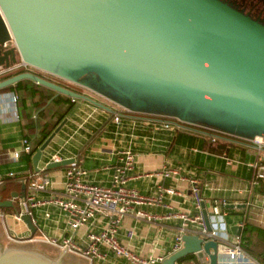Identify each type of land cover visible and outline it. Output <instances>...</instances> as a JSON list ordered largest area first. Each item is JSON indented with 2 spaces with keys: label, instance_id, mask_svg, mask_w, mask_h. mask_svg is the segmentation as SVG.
<instances>
[{
  "label": "water",
  "instance_id": "water-1",
  "mask_svg": "<svg viewBox=\"0 0 264 264\" xmlns=\"http://www.w3.org/2000/svg\"><path fill=\"white\" fill-rule=\"evenodd\" d=\"M19 61L132 114L191 124L186 119L191 113L202 120L192 125L264 142V26L220 0H0V75ZM23 80L105 109L30 72L0 81V91ZM154 102L179 109L181 116L154 111ZM64 123L31 155L34 173ZM73 162L49 163L45 170ZM24 190L20 183L18 192L0 200V209L11 210ZM21 221L32 234L29 217ZM229 232L240 237V226ZM181 241V248L159 264L188 255L198 264H216L215 242L195 236ZM65 256L59 252L50 259L0 244V264H72L63 262Z\"/></svg>",
  "mask_w": 264,
  "mask_h": 264
},
{
  "label": "crops",
  "instance_id": "crops-1",
  "mask_svg": "<svg viewBox=\"0 0 264 264\" xmlns=\"http://www.w3.org/2000/svg\"><path fill=\"white\" fill-rule=\"evenodd\" d=\"M29 72L81 94L105 109L85 101H65L63 98L58 99V103L52 104L58 95L52 91L46 92V90L35 88L32 89V95L25 98L15 92L0 93V179L9 178L7 174L23 175L27 178L34 173L30 162L32 154L22 153L21 141L26 136L31 145L35 144L43 130V124L49 126L65 111L60 119V122L65 120V123L48 144L45 156L40 158L39 166L49 155L56 153L62 160L74 159L85 172L84 181L106 186L112 168L117 164L115 154L130 150L134 155V166L128 173V188L146 196H154L157 185L172 189L174 192L173 195H164L160 203L134 208L143 214L153 216L154 219L151 221L144 218L136 219L131 215L125 216L116 236L121 245L144 257L152 255L165 258L169 255L178 222L165 220L163 217L190 209L188 193L190 179L199 182L205 210H208L212 200L220 199L226 202L222 210L228 231L230 227L240 226L241 236L244 225L264 231V180L259 181L254 188L250 187L256 172V168L252 165H264V158L256 151L252 143L213 133L192 124L182 122L174 124L165 118L121 112L114 105L83 88L34 70ZM9 93L18 97L14 107L7 100L6 94ZM45 98H49L45 103V106H49L47 110L49 117L45 115L36 117L34 104ZM113 114H118L117 121L112 120ZM164 122H169L166 129L160 128ZM211 136H214L213 143L209 141ZM13 154H18L16 160H13ZM26 156L28 161L25 159ZM225 159L230 161L228 165ZM66 167L47 171L52 186L48 191L40 193L39 197L59 194L62 174ZM163 167L177 172L182 180L162 179L156 176L155 174ZM26 178L20 179L19 183L24 182L22 180ZM15 191L19 190L12 192ZM228 205L233 207L229 209L226 207ZM241 205L244 207H235ZM45 212L48 213V217H44ZM31 216L34 220L32 234L26 227L15 228L14 223L13 228L19 232L20 238H39L43 235L49 239L59 240L71 236L66 230L64 215L55 208L32 209ZM104 223L105 220L102 217L96 216L92 226L79 228L72 235V240L81 245L80 240L85 232L89 230L96 232ZM127 230H132L134 233L131 240L125 237ZM0 237L4 239L1 229ZM248 237V248L251 250L249 255L258 264H264V241L254 233ZM8 244L13 245V248L32 247L35 251H38L39 246L50 247L33 242ZM101 251L104 252V249ZM92 264L125 263L112 254L106 253L104 260H94Z\"/></svg>",
  "mask_w": 264,
  "mask_h": 264
},
{
  "label": "built area",
  "instance_id": "built-area-1",
  "mask_svg": "<svg viewBox=\"0 0 264 264\" xmlns=\"http://www.w3.org/2000/svg\"><path fill=\"white\" fill-rule=\"evenodd\" d=\"M15 70H23L24 72L34 70L52 78H57L34 69L21 61L11 66L6 72ZM6 96L9 104L14 107L17 96L12 93L6 94ZM69 100L73 101L72 99ZM114 106L121 112L130 113L117 105ZM112 120L117 121L118 114H113ZM169 120L174 124L180 123L177 120ZM168 125L169 122H164L160 125V128L166 129ZM210 132L215 133L214 131ZM209 141L213 143L214 136L209 137ZM250 143L254 145L256 151L261 153L262 158H264V142L260 138L255 137ZM21 145L22 153L29 154L31 152L27 140L23 139ZM115 155L117 157V164L113 166L106 186L94 185L84 181L85 172L73 159L74 162L68 165L62 174L59 194L39 197L40 193L48 191L52 186L45 166L49 163H56L62 160L56 153L49 155L40 166L38 165V172L31 173L25 180H22L24 182L21 183L25 184L24 196L12 200L13 208L8 214L0 209V229L6 242L14 245L23 242L42 243L55 248L59 252H64L66 255L79 258L87 264H92L94 260H104L106 253H110L115 258L123 260L125 264H159L163 259L162 257H153L152 255L140 256L121 245L116 236L121 227L122 219L125 216L131 215L136 219L144 218L147 221L154 219L153 216L134 210L135 207L160 203L164 195H173L174 192L172 189L157 185L155 187V195L146 196L140 195L135 190L128 188V173L133 169L134 155L130 150H123ZM44 156L45 154L41 157ZM17 157L18 154H13L12 158L16 160ZM225 161L227 165L230 163L228 159H225ZM252 167L256 168L253 180L250 182V187L254 188L258 185L259 181L264 180V165L253 164ZM155 175L162 179L182 180L177 172L164 167ZM7 176L10 177L11 174H7ZM188 193L190 197L189 210L168 214L163 217L165 220L178 222V228L173 235L171 252L169 254L181 248L183 236H195L202 242L213 241L216 243V264H258L241 249L239 238L229 233L224 222V212L222 210L226 202L220 199L212 200L208 210H205L200 194L199 182L195 179L188 180ZM42 207H53L64 215L66 230L71 234L70 237L58 240L40 235L39 238L29 237L22 239L19 235H16V227H18L17 229L21 226L23 228L26 227L21 221V217H29L30 223L33 226L32 209ZM96 216H100L105 220L104 225L96 232L91 230L85 232L83 238L80 240L81 245L74 243L72 235L81 227L92 226ZM44 217H48L47 212L44 213ZM6 219L14 221L16 227L9 228L5 222ZM133 236L132 230L126 231L125 237L128 240H131ZM101 249H104V252ZM204 260L207 261V258L205 257Z\"/></svg>",
  "mask_w": 264,
  "mask_h": 264
},
{
  "label": "trees",
  "instance_id": "trees-1",
  "mask_svg": "<svg viewBox=\"0 0 264 264\" xmlns=\"http://www.w3.org/2000/svg\"><path fill=\"white\" fill-rule=\"evenodd\" d=\"M20 73H24L23 70H15V71H11V72H6L4 74L0 75V81L5 80L9 77H12L14 75L20 74ZM41 89V90H46V92H50V90L43 88L41 86H37L29 81L23 80L20 82H17L16 84L12 85V86H8L4 89H2L0 91V93H5V92H15L17 94H19V96H22L23 98L25 97H29L32 95V89ZM65 99V101H70L68 98H64V96H60L58 95L56 99H54L52 101V104L54 103H58V99ZM49 98H45L42 101H39L38 103L34 104L35 107V113L37 112V116H44L45 117H49L47 116V110L49 108V106H45L46 101H48ZM17 101H18V97H17ZM65 111H63L58 118L55 119V121L50 124L49 126H47L46 124H43V130L41 131V134L38 137L37 142H35V144L31 145L30 142H28V137L25 136V140H27V142L29 143L31 152L29 154H33L37 148L42 144V142L50 135V132L56 127V125L60 122V119L63 117ZM36 128H38V123L35 124ZM45 129V130H44ZM27 154V155H29ZM25 159H28V156L25 157ZM28 161V160H27ZM26 178L23 175H18V176H11L9 178H4V179H0V200H7L9 198V194L14 191V190H19L20 187V183L19 180ZM16 192V191H15ZM2 211H6V210H2ZM252 233H254L257 237H259L261 240L264 241V231L258 229V228H254L251 227L249 225H244L243 229H242V234L239 237V245L241 247V249L249 256L251 257L250 254V249L248 248L249 246V237L248 235H251ZM252 258V257H251Z\"/></svg>",
  "mask_w": 264,
  "mask_h": 264
},
{
  "label": "rangeland",
  "instance_id": "rangeland-1",
  "mask_svg": "<svg viewBox=\"0 0 264 264\" xmlns=\"http://www.w3.org/2000/svg\"><path fill=\"white\" fill-rule=\"evenodd\" d=\"M233 3L234 2L230 3V6H232ZM150 106L153 107L154 111H159V112H162V113L167 114V115L172 116V117L173 116H176V117L181 116V112L179 109L172 108V106H170L168 104H162L161 102H154L153 105H150ZM186 119L189 120L191 124H194V123L197 124L198 122H200V123L202 122V120H199L200 119L199 117H196L195 115H193L191 113H188V116L186 117ZM236 133L239 135H245L247 137L251 136V133H242L240 131H237ZM8 211L9 210H6V212H8ZM6 223L9 226V228H12L15 222L10 220V219H6ZM15 231H16V235L18 236L19 232L17 230H15ZM0 244L3 248H9V247L13 246V245L9 246V244L6 242V240L3 239L2 237H0ZM32 249H33L32 247H28L27 250L35 251ZM37 250L38 251H35V252L41 253L50 259H55V257L59 253V251L54 250L53 248H50L47 246H39ZM63 262L64 263H72V264H84V262L81 259L76 258V257L71 256V255H66L63 258ZM180 263L181 264H198L194 255H188V256H186V257H184L181 260H178L176 262V264H180Z\"/></svg>",
  "mask_w": 264,
  "mask_h": 264
},
{
  "label": "flooded vegetation",
  "instance_id": "flooded-vegetation-1",
  "mask_svg": "<svg viewBox=\"0 0 264 264\" xmlns=\"http://www.w3.org/2000/svg\"><path fill=\"white\" fill-rule=\"evenodd\" d=\"M228 6L234 2L231 8L247 15L251 20L264 26V0H220ZM74 92V91H73Z\"/></svg>",
  "mask_w": 264,
  "mask_h": 264
}]
</instances>
